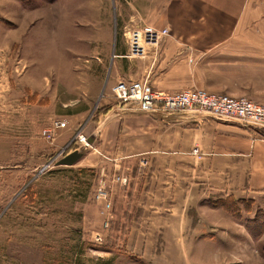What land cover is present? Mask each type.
<instances>
[{"label":"rangeland","instance_id":"374dc122","mask_svg":"<svg viewBox=\"0 0 264 264\" xmlns=\"http://www.w3.org/2000/svg\"><path fill=\"white\" fill-rule=\"evenodd\" d=\"M19 2L0 0V264H156L163 248L159 240H146V233L206 239L212 231H226L223 224H208L226 214L252 234L264 229L263 199L255 206L250 199L215 192L200 196L197 208L145 207L155 200L144 182L145 162L105 160L93 144L72 141L64 155L80 150L83 156L72 165H55L80 129L106 113L111 57L105 64L98 57L103 45H128V29L135 25L117 16L112 0ZM225 18L205 16L199 23H239ZM245 19L264 29V11ZM84 107L68 141L59 135L65 126L50 138L43 134L54 120L75 118L70 110ZM207 205H220L225 216ZM210 242L193 240L191 249L184 241L181 264H193L192 258L194 264H264V245L261 259L249 239L240 255ZM177 249L169 247L167 259L175 261Z\"/></svg>","mask_w":264,"mask_h":264},{"label":"crops","instance_id":"0c3cea01","mask_svg":"<svg viewBox=\"0 0 264 264\" xmlns=\"http://www.w3.org/2000/svg\"><path fill=\"white\" fill-rule=\"evenodd\" d=\"M11 1L20 4L19 0ZM201 1L200 8V0H112L117 16L129 19L133 25L152 24L158 30H167L156 44H143L139 56L127 55L129 45L102 46L99 63L105 64L108 55L111 57L113 83L107 93L111 98L106 97L102 104L108 107L106 113L88 126L90 133L96 134L92 148L105 160L145 162L144 182L148 192L155 194V200H147L145 207L197 208L202 196L215 192L236 200L250 199L255 206L264 200L263 129L196 110L143 113L125 109L111 91L118 80L148 78L153 88L167 92L198 87L264 104V29L245 19L261 15L264 0H221L213 4L214 8L210 3L213 0ZM216 14L238 19L239 23H199L200 18L213 19ZM173 18L182 23L175 24ZM86 99L91 100V96L84 99L88 105ZM86 110H70L69 115L76 117L67 118L65 127L59 130V135L66 138L64 142L80 125L78 115ZM219 206L206 208L225 216ZM175 219H171L174 224ZM208 224L217 228L223 224L227 229L212 231L206 239L194 233H146V240H159L163 248L156 264H181L182 243L187 241V247L193 249V240H207L209 244L220 241L225 251L240 255L246 254L249 239L263 259L264 229L254 236L246 224L227 214L223 219L212 217ZM171 246L179 247L175 261L167 259Z\"/></svg>","mask_w":264,"mask_h":264},{"label":"built area","instance_id":"2783aa9c","mask_svg":"<svg viewBox=\"0 0 264 264\" xmlns=\"http://www.w3.org/2000/svg\"><path fill=\"white\" fill-rule=\"evenodd\" d=\"M128 33L129 53L127 55L139 56L143 53L142 43L156 44L162 36L167 34V30H157L144 24L130 27ZM111 91L117 102L125 109H134L143 113H173L196 110L221 119L234 120L264 129V104L257 103L244 96L231 97L226 94L208 93L196 88L167 92L153 88L148 78L118 80ZM64 126V120L56 119L53 121L52 128L43 130V134L50 138L56 134L59 128ZM83 131L84 129H80L74 140L65 145L62 151L63 155L59 156L60 158L64 156V152L66 153L65 149L73 144L91 146L87 143ZM72 141H75V143L72 144Z\"/></svg>","mask_w":264,"mask_h":264},{"label":"water","instance_id":"95a60500","mask_svg":"<svg viewBox=\"0 0 264 264\" xmlns=\"http://www.w3.org/2000/svg\"><path fill=\"white\" fill-rule=\"evenodd\" d=\"M85 130L83 131V134L86 136V141L89 145H92L96 134L95 132H92V133L88 132L87 131L88 129H85ZM82 155L83 153L80 150H73L71 152H68L66 155H64L59 160H57L55 162V165H72L76 161H78Z\"/></svg>","mask_w":264,"mask_h":264},{"label":"trees","instance_id":"16d2710c","mask_svg":"<svg viewBox=\"0 0 264 264\" xmlns=\"http://www.w3.org/2000/svg\"><path fill=\"white\" fill-rule=\"evenodd\" d=\"M107 110H108V107H105V108L102 109V112L105 113ZM102 114H103V113H102ZM219 201L221 202L222 200H219ZM222 205H223V203H222ZM260 233H261V232H255V233H253V235H254V236H258Z\"/></svg>","mask_w":264,"mask_h":264},{"label":"bare ground","instance_id":"6f19581e","mask_svg":"<svg viewBox=\"0 0 264 264\" xmlns=\"http://www.w3.org/2000/svg\"><path fill=\"white\" fill-rule=\"evenodd\" d=\"M146 25H148V26H150V27H153V28H155V27H154V26H152V25H149V24H146ZM156 29H157V28H156ZM157 30H158V29H157ZM143 44H145V43H142V45H143ZM146 44H147V43H146ZM207 92L209 93V91H207ZM82 156H83V155H82ZM82 156H81V157H82Z\"/></svg>","mask_w":264,"mask_h":264}]
</instances>
